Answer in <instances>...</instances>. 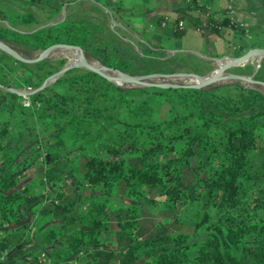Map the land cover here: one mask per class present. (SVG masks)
<instances>
[{
	"label": "trees",
	"instance_id": "obj_1",
	"mask_svg": "<svg viewBox=\"0 0 264 264\" xmlns=\"http://www.w3.org/2000/svg\"><path fill=\"white\" fill-rule=\"evenodd\" d=\"M48 13L46 21L58 14ZM36 24L31 13L0 11V41L24 58L56 44L79 47L102 66L133 75L118 45L93 44L91 24L66 16L31 31L19 28ZM159 54L150 58H166ZM13 64L20 63L0 54V72ZM64 64L43 60L31 65L36 73L23 72L28 77L11 70L14 83L0 77V229L17 226L0 235V264H26L32 256L23 231L27 212L49 192L54 196L41 214L58 224L40 235L48 264L77 257L84 264H264V208L258 207L264 162L255 170L251 164L264 155V95L238 85L119 87L83 69L69 70L26 98L27 105L8 92L18 83L38 88ZM58 83L70 94L54 91ZM32 170L48 193L17 188ZM188 207L196 208L193 225L182 214ZM153 214L158 220L145 228ZM111 223L116 245L105 249L101 237Z\"/></svg>",
	"mask_w": 264,
	"mask_h": 264
},
{
	"label": "crops",
	"instance_id": "obj_2",
	"mask_svg": "<svg viewBox=\"0 0 264 264\" xmlns=\"http://www.w3.org/2000/svg\"><path fill=\"white\" fill-rule=\"evenodd\" d=\"M0 11L28 12L35 18L37 13L49 18L48 12L56 11L53 18L78 15L89 22L96 14V25L109 24L111 31L116 27V36L134 48L205 62L238 57L254 44L264 45V0H0Z\"/></svg>",
	"mask_w": 264,
	"mask_h": 264
},
{
	"label": "rangeland",
	"instance_id": "obj_3",
	"mask_svg": "<svg viewBox=\"0 0 264 264\" xmlns=\"http://www.w3.org/2000/svg\"><path fill=\"white\" fill-rule=\"evenodd\" d=\"M27 13V12H26ZM67 14V13H66ZM9 15V14H8ZM67 15L64 16L63 15H59L56 16L55 18H51L50 21H46V16H44V14L41 13H37L36 15V21L38 22V24L36 25H31V26H27L25 27L24 31H31L34 30L36 28H38L39 26H43L45 24H50L56 20H60L65 18ZM76 20H85L86 22H89L87 20V18L83 19L81 16H75ZM96 17H98V15H94L91 16V20L89 23L93 24V28L96 30V32H94L93 36H91L92 38V42L94 45L96 46H102L104 44L107 43V41H105L106 39L108 40H112V41H108L109 43H113L118 45L121 50L124 53V58L128 61V63L130 64L131 70L133 72V76H145V75H157L158 74V70L162 69L163 66H166L170 69V71L166 74H174V75H178L176 78H174V80H168L167 82L169 83H176V84H192L190 82L191 79H195L193 76L190 75H194L197 76L199 78L202 77H209L211 76L218 68L219 65L216 60L209 62V61H202L201 59H199L198 57H194V56H187V55H181V54H165L167 58H171L174 56V60H165L164 57L163 59H158L160 54L157 53L156 55L158 56L155 57L154 59L150 58V55L147 51L140 49V48H134L132 45L133 43L129 44L126 42H122L116 35L118 33H120V31L116 28L113 27V30L111 31L109 29V24L107 25H103L100 27L99 24L96 25ZM95 24V25H94ZM110 26L112 27L113 25L110 24ZM117 34H116V33ZM246 42V41H245ZM256 47H263L264 45H260V44H254L253 46H251V48H249L248 50L252 49V48H256ZM247 50V51H248ZM246 51V52H247ZM245 52V53H246ZM25 53V52H24ZM39 52H35V53H26V55L28 56V58H35L37 56ZM243 53V54H245ZM1 54V53H0ZM242 54V55H243ZM75 53L74 52H70V51H65V50H57L54 53H52L46 60L51 64L52 67L55 66V62L59 61V60H64L65 64L63 65V67L67 66L69 63L73 64L75 63ZM171 55V56H170ZM241 56V55H240ZM85 57L87 58V60L89 62H92L94 65L96 66H100L101 64L96 61L95 59H93L92 57H88L85 55ZM239 57V56H238ZM236 58V57H234ZM226 60V59H223ZM168 62V63H167ZM224 62V61H221ZM264 64V60L263 59H252L249 60L248 62L236 66L232 69H230L229 71H227L225 74H235V75H241V76H246V77H252L253 80L255 81H259V82H263L260 80L261 77H264V70L263 68L261 69V67H263ZM25 66V67H23ZM12 72H16V74L19 75V77H21L20 75H23L24 77H28V71L30 72H34L36 73V71L31 67V65H18V64H13L12 67ZM11 70L6 67L3 68V71L0 72V77H2L3 79H6V81H4L6 84L8 83H12L17 82L16 81V77L14 74H12ZM25 70H27L26 73H23ZM61 69H59L60 71ZM261 77L259 76L258 73H261ZM184 75H189V77H185ZM158 82H163V81H159V80H155ZM13 82V83H14ZM43 82H39L38 85L40 86ZM264 83V82H263ZM228 85H238L243 89H251V90H256L259 91L260 93H262L264 95V88L260 85H250L247 83H239V82H229V81H223V82H219L213 86L208 87V89L210 90H214L220 87H225ZM38 87V86H37ZM130 88V87H129ZM14 89H17L19 91H25V92H31L32 90L37 89L36 87H31V88H23L20 87V83H18V85L16 84L14 86ZM53 89L54 91H57L59 93H63V94H70V91L67 87L66 84L64 83H58L53 85ZM25 99V101H20L23 105L27 104V99ZM25 102V103H24ZM248 114H243L241 117L239 118H245ZM261 124V126H264V119L260 120L259 122ZM32 133L35 134V131H33ZM262 135H263V143H264V127L262 129ZM31 139L34 138V135H31L30 137ZM25 140H27L25 138ZM25 142H29V140L24 141ZM25 152V151H23ZM28 154V153H25ZM264 162V155H254V157L251 160V164H252V169L255 170L258 166H260L262 163ZM72 166L73 168L77 166V162L72 161ZM23 186H30L33 189V192L36 193H48V191L46 190L47 184L44 183L43 181H40L34 170L29 171L26 175L25 178L21 179L19 184L17 185V188L20 189ZM54 196V194H52L51 192L48 193L47 195V199L39 202L35 208L29 210L27 212V219L25 222V228L23 229V231H25V234L27 235L28 238H30L32 240V244L26 246V249L28 250H32V256H30L29 259L33 258L34 255L37 254H41V252H47L44 249L42 250V248H40L39 246V242H40V235L43 234L48 228L50 227H55L57 226V221L50 219L48 216H43L41 214L43 208L45 206H47L50 202V200L52 199V197ZM111 201L116 204V205H126V204H130V201L128 200H117V199H111ZM259 204V208L262 209L264 208V198L261 202L258 203ZM152 214V213H151ZM185 222L189 225H193L194 221L193 218L196 216V208L195 207H188L185 209V211L182 212ZM158 220V218L155 217V215H149L147 216V219H144L143 221V226L146 228L148 226H150V223H153L154 221L156 222ZM17 226H10V227H5L0 229V235L1 234H6L9 231H12L13 229H15ZM110 233L108 234H103L101 237V247L105 248V249H110V248H114L115 247V238H114V233L116 232V226L114 223H111L110 226ZM12 239L16 241V239L18 238V234H11ZM48 253V252H47ZM49 259V258H48ZM71 264H84L85 263V259L83 257H77V258H73L70 261Z\"/></svg>",
	"mask_w": 264,
	"mask_h": 264
},
{
	"label": "water",
	"instance_id": "obj_4",
	"mask_svg": "<svg viewBox=\"0 0 264 264\" xmlns=\"http://www.w3.org/2000/svg\"><path fill=\"white\" fill-rule=\"evenodd\" d=\"M57 50H65L74 52L75 55V63L68 64L67 66L63 67L60 71L56 72L49 78H47L41 86L37 89L32 90L31 92L19 91L17 89L11 88L8 89V92L17 95L22 98H29L34 94L39 93L43 89H45L50 84L56 82L59 78H61L64 74H66L69 70L72 69H83L88 72H91L100 78L111 82L119 87H132V88H156V89H206L210 86H213L219 82L229 81V82H239V83H247L250 85H260L264 88V83L255 81L252 77H246L241 75L235 74H225L230 69L242 65L249 60L252 59H263L264 58V48L263 47H256L248 50L245 54L236 57V58H221L217 59V62L225 61L223 65H221L211 76L209 77H202L199 78L194 75L196 79H200V81L196 84H176V83H169L168 80H174L178 75L174 74H157V75H145V76H133L127 73H123L120 71H116L114 69L105 67V66H96L92 62H89L85 57L83 50L79 47L75 46H67L62 44L52 45L45 50L39 52L35 58H24L19 53H17L12 47L8 44L0 41V52L9 56L16 62L24 65H32L43 60H46L52 53ZM226 59V60H223ZM185 77H189V75H184ZM155 80L163 81L158 82ZM3 86L0 85V89Z\"/></svg>",
	"mask_w": 264,
	"mask_h": 264
},
{
	"label": "built area",
	"instance_id": "obj_5",
	"mask_svg": "<svg viewBox=\"0 0 264 264\" xmlns=\"http://www.w3.org/2000/svg\"><path fill=\"white\" fill-rule=\"evenodd\" d=\"M180 26H181V24H180ZM26 264H48V262L46 259V255L44 253H42L36 258V261H32L30 259H27Z\"/></svg>",
	"mask_w": 264,
	"mask_h": 264
},
{
	"label": "bare ground",
	"instance_id": "obj_6",
	"mask_svg": "<svg viewBox=\"0 0 264 264\" xmlns=\"http://www.w3.org/2000/svg\"><path fill=\"white\" fill-rule=\"evenodd\" d=\"M225 63V61L224 62H219L218 63V65H219V67L221 66V65H223ZM200 81V79H191L190 80V82L192 83V84H196V83H198Z\"/></svg>",
	"mask_w": 264,
	"mask_h": 264
}]
</instances>
